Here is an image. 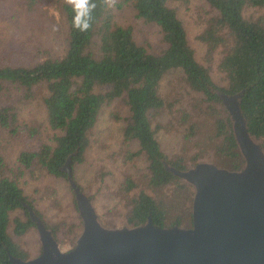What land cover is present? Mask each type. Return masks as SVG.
<instances>
[{
  "label": "trees",
  "instance_id": "trees-1",
  "mask_svg": "<svg viewBox=\"0 0 264 264\" xmlns=\"http://www.w3.org/2000/svg\"><path fill=\"white\" fill-rule=\"evenodd\" d=\"M110 1L83 0V6L79 5V0L65 1L62 14L66 39L62 54L54 56L43 52L42 60L36 63L0 66V92L12 84L22 90L24 98H32L35 88L42 86L46 89L42 104L49 128L54 131L50 139L52 143L21 152L20 163L25 168L36 166L51 176L67 180L63 167L68 160L74 179L76 166L85 160L89 133L100 110L104 105L122 99L129 113L123 138L129 143L135 142L138 147L129 159L144 156L148 188L158 194L171 190L173 186L170 198L182 199L180 205L185 208L182 214L170 216L167 209L170 205L164 199L158 200L140 191L131 200L125 216L126 225L145 224L150 216L158 228H191L194 188L167 171L164 162L185 171L202 162L200 157L204 150L192 155L190 163L180 155L170 159L162 152L150 123V114L165 106L159 94V84L166 72H182L184 82L200 96L207 112L214 116L210 123L212 130L205 138V148L213 144L217 159L205 158V161L230 171H240L244 158L234 136L233 121L221 102L220 94H240L238 104L247 131L264 150V16L253 21L243 16L245 7L264 8V0H205L216 15L211 18L201 39L207 44L209 55L223 46L217 65L224 75L223 85L215 83L209 69L198 63L181 21L168 6L169 1L186 0H124L115 4L120 9L129 2L137 18L159 29L165 48L158 54L139 46L130 27L114 22L115 13ZM89 5L94 7L89 9ZM77 15L81 25H89L86 30L81 31L74 26ZM185 116L188 117L187 114ZM186 118L184 122H187ZM188 121L186 139L195 137L197 129L195 122ZM15 122V109L0 105V126L9 127ZM3 169L0 157V264H11L9 255L29 259L9 234L11 214L16 210H22L25 215L24 220H12L16 236H22L29 228L35 227L23 204L31 207L54 239L59 241L56 227H49L44 222L22 188L7 177ZM135 187L136 183L128 177L123 192H130ZM74 206L78 212L75 199ZM74 225L73 243L63 252L75 246L74 240L82 230L79 217Z\"/></svg>",
  "mask_w": 264,
  "mask_h": 264
},
{
  "label": "rangeland",
  "instance_id": "rangeland-1",
  "mask_svg": "<svg viewBox=\"0 0 264 264\" xmlns=\"http://www.w3.org/2000/svg\"><path fill=\"white\" fill-rule=\"evenodd\" d=\"M65 1L0 0V66L36 63L42 60L43 52L61 55L66 39L62 14ZM123 1H110L115 13L114 22L130 27L137 44L148 52H161L165 45L159 29L137 18L129 2H125L120 9L115 6ZM168 6L181 21L198 63L209 69L215 83L223 85L224 75L217 67L223 46L209 55L208 46L201 39L216 12L205 0L169 1ZM243 16L250 21L256 20L264 16V8L245 7ZM45 94L46 89L41 86L34 89L32 98H24L22 90L12 84L6 85L0 92V105L11 106L16 111V122L12 126H0V157L3 159L4 174L18 183L44 222L49 227H56L59 247L65 251L73 243L74 224L79 217L67 180L51 176L36 166L25 168L19 160L21 152L33 151L42 144L52 143L50 139L54 131L49 128L42 104ZM159 94L165 106L150 114V123L162 152L170 159L180 155L190 163V157L203 149L202 162L212 163L205 161V158L217 159L213 144L205 148V138L212 130L210 123L214 116L207 112L200 96L184 82L180 70H170L163 75ZM184 114L190 117H183ZM128 116L127 106L122 99L104 105L89 133L85 160L75 168V181L90 197L100 222L106 227L126 225L125 216L131 200L140 191L158 200L164 199L170 205H166L170 216L182 214L185 209L184 205H180L182 199L170 198L173 186L171 190L158 194L148 188L144 156L129 159L138 147L135 142L129 143L123 138ZM185 118L187 122H184ZM188 120L197 124L196 136L190 139H186ZM128 177L136 183V187L130 192H123ZM14 218L24 220L25 215L22 210L11 214L10 236L29 259L37 257L41 253V245L36 227L29 228L22 236H16L12 228Z\"/></svg>",
  "mask_w": 264,
  "mask_h": 264
},
{
  "label": "water",
  "instance_id": "water-1",
  "mask_svg": "<svg viewBox=\"0 0 264 264\" xmlns=\"http://www.w3.org/2000/svg\"><path fill=\"white\" fill-rule=\"evenodd\" d=\"M239 97L220 94L244 158L240 171L209 162L181 171L164 162L167 171L194 188L191 228H158L150 216L135 227L104 226L67 160L63 170L82 221L75 246L61 251L51 231L23 204L35 223L41 253L27 260L9 255L11 264H264V150L247 131Z\"/></svg>",
  "mask_w": 264,
  "mask_h": 264
},
{
  "label": "clouds",
  "instance_id": "clouds-1",
  "mask_svg": "<svg viewBox=\"0 0 264 264\" xmlns=\"http://www.w3.org/2000/svg\"><path fill=\"white\" fill-rule=\"evenodd\" d=\"M79 5L83 6V0H79ZM92 7H94V5H89V9ZM74 26L79 27L80 30L83 31V30H86L89 25L87 23L81 25L79 15H77V17L75 18V25Z\"/></svg>",
  "mask_w": 264,
  "mask_h": 264
}]
</instances>
